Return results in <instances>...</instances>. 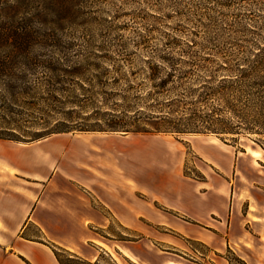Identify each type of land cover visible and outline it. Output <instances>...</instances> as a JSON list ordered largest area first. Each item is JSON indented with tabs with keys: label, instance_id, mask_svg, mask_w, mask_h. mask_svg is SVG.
I'll list each match as a JSON object with an SVG mask.
<instances>
[{
	"label": "rangeland",
	"instance_id": "rangeland-1",
	"mask_svg": "<svg viewBox=\"0 0 264 264\" xmlns=\"http://www.w3.org/2000/svg\"><path fill=\"white\" fill-rule=\"evenodd\" d=\"M144 1L80 0L86 19L51 23L39 18L46 10L41 0H0V33L27 28L30 53L50 61L35 68L19 65L11 78L0 76V136L22 140L0 139V205L14 210L10 224L16 229L15 239L41 244L34 247L42 256L54 255L53 247L65 249L53 238L58 233L44 235L28 225V219L34 215L37 221L36 200L44 189L34 179L44 178L46 184L61 177L52 190L58 198L72 196L85 207L94 198L96 208L108 215L106 226L93 230L94 237L106 244L101 264L110 259L116 264H246L226 248L228 224L211 217L207 225L198 223L182 211L180 201L200 191L208 205L198 208L239 214L238 228L246 234L250 226L242 213L256 214L264 205V151L254 136L236 141L226 136L224 142L207 133L155 131L166 123L154 117L182 118L189 115L190 106L173 112L169 105L173 99H137L150 90L146 80L150 71L142 63L149 54L136 45L143 36L150 39L149 46L157 45L165 33L186 39L190 29L168 19L169 10L158 12ZM226 1L228 7L213 5V15L226 24L189 25L197 31V39L207 35L219 40V35L229 34L232 42L251 40L261 45L264 0H216ZM235 20L240 27L232 30ZM241 28L248 30L232 33ZM12 47L10 35L0 53L9 54ZM114 122L147 132H112L108 126ZM16 165L35 178L26 177L27 171L22 173ZM39 167L43 176L36 172ZM17 174L20 179L14 177ZM196 183L201 188L195 191ZM26 192L28 204L16 210L17 195ZM117 207H122L121 222L110 216ZM1 231L6 230L0 225ZM96 245H84V253H94ZM43 246L48 253H42ZM60 255L68 257L65 252Z\"/></svg>",
	"mask_w": 264,
	"mask_h": 264
},
{
	"label": "trees",
	"instance_id": "trees-1",
	"mask_svg": "<svg viewBox=\"0 0 264 264\" xmlns=\"http://www.w3.org/2000/svg\"><path fill=\"white\" fill-rule=\"evenodd\" d=\"M41 1L46 10L48 9L39 14V18L45 22L52 23L55 20L75 23L86 19L87 15L80 0ZM144 3L158 12L169 10L165 15L168 19L177 20L190 29L189 35L176 29L186 39L165 33L164 39L157 45L149 46L150 39L146 36L139 39L136 45V49L149 54L142 63L150 71L146 77L150 90L146 95L137 96V99H173L169 101V105L174 106L173 112L179 111L178 107L185 109L190 106L189 115L182 118L173 120L163 115L154 117L163 119L166 123V127H155V131L177 135L207 133L221 138L224 142L226 136L234 141L240 137L254 136L256 139L252 140L264 151V37L261 45L251 40L244 41L246 44L232 42L229 34L219 35L222 36L219 40L207 35L202 40L197 39V31L192 30L189 25L195 28H214L226 24L213 15V5L228 7V1L224 4L216 0H146ZM239 24L235 20L231 24L232 30L240 27ZM2 30L0 52L8 43L10 35L14 40V47L9 54L0 53V76L10 75L11 78L19 65L35 68L50 64V61H40L30 53L32 37L27 28L12 27L9 31ZM243 30L248 29L241 28L232 33H242ZM21 31L26 33L23 35ZM120 97L127 99L126 95ZM108 129L112 132H147L137 126L131 131L123 123L115 122ZM58 133L61 132H53ZM0 139L22 141L3 136ZM37 140L39 138H34L33 141ZM52 250L59 264H101L104 259L101 254L92 263L66 249L58 250L53 247ZM62 252L68 254L67 259L61 257ZM108 264L116 263L110 259Z\"/></svg>",
	"mask_w": 264,
	"mask_h": 264
},
{
	"label": "crops",
	"instance_id": "crops-1",
	"mask_svg": "<svg viewBox=\"0 0 264 264\" xmlns=\"http://www.w3.org/2000/svg\"><path fill=\"white\" fill-rule=\"evenodd\" d=\"M10 155L11 154H8L6 156L8 157ZM14 168H17L22 173L27 171L25 175L29 177V170L25 171L23 166L16 165ZM11 171L14 173L13 170ZM36 172H44V169L39 167ZM40 175L43 176L42 173ZM14 177L20 179L21 176L17 174ZM29 178L35 177L31 175ZM43 179L44 178L34 179L37 180L36 182L41 184L44 189L42 194L37 196L36 200L35 215L37 221H33V215L28 219V225H35L44 235L51 232L58 233L54 235L53 238L66 250L78 255L85 254V258L90 261L97 260L101 252H104V246H106V244L94 237L93 230L97 227L106 226L109 220L108 215L96 208L95 203L97 201L94 198L88 201L90 207H85L86 205L84 206L82 200L74 199L72 196L58 198V195L53 193L52 190H54L56 184L60 183L62 180L61 177L54 176L46 184L42 182ZM70 184L73 185V183ZM0 185H2L1 182ZM194 188L196 191L199 190L201 186L196 183L194 184ZM216 190H219V188H216ZM6 192L7 194L4 193V195L10 198V194L8 191ZM199 192L200 191H198V194L193 193L190 196L188 195L182 198L180 201L182 211L198 223H205L211 217L213 221H217L218 223L222 222L221 224H228L229 229L226 232V237H228L226 248L229 246L246 264H264V205L262 204L261 209L258 210L256 214L247 212L246 216H244L242 213V219L246 221V224L249 223L250 226V231L245 234V232H242V230L238 228L242 224L239 214L225 215L221 211H210L206 209L204 206L208 204L205 203L204 197H201ZM17 200L19 202L16 204V210H19L18 206H23L25 203L28 204L29 194L27 192L20 193L17 195ZM104 202L106 201L104 200ZM203 203L204 206L198 208V205ZM194 205L196 208H194ZM0 206V225L6 230L0 233V264H59L53 254L48 255V257L41 255L40 250L43 254L44 252L48 253V249L46 250L47 247H40L41 249H38L40 253H36L34 245L41 244L30 242L22 238L15 239L13 233L16 229H13L10 224L11 216L14 215V210L13 208L4 207V205ZM121 209L122 207L120 209L117 207L116 212L110 215L112 220L116 218L118 222H121L123 213ZM250 215L253 217L248 220L247 218ZM121 224H123V222ZM213 226L215 225L213 224ZM93 242L97 243L95 252L85 251L84 253V245L89 243L92 244Z\"/></svg>",
	"mask_w": 264,
	"mask_h": 264
}]
</instances>
